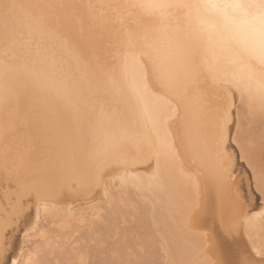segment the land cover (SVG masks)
<instances>
[{
	"label": "bare ground",
	"instance_id": "6f19581e",
	"mask_svg": "<svg viewBox=\"0 0 264 264\" xmlns=\"http://www.w3.org/2000/svg\"><path fill=\"white\" fill-rule=\"evenodd\" d=\"M50 2L41 0L37 4L33 0H0V47L3 48L2 52L7 51L0 58V260L7 259L8 264H39V244L49 238L44 226L38 227L42 219L47 225L56 227L69 228L74 222L95 224V221H100L106 208L134 193L153 206L156 215L153 214L151 219L160 227L162 239L174 255L168 254L173 264H221L225 245L216 217L193 211L198 205L208 202L218 205L223 201L227 206L233 194L226 187L219 192L210 187L211 161L205 175L198 179L191 173L186 157L182 162L181 157L185 156L186 149L178 140L180 156L175 155L174 150L170 153L157 152L150 162L138 158L136 141L153 131L159 143L166 133L175 130L183 119L184 109H179V117L174 112L166 115L162 109L170 104L174 108L175 102L149 89L145 78L140 77L141 65L138 67V62L130 59V95L143 110L144 123L140 128L134 121L124 124L123 115L128 112L122 104L125 97L121 95L122 91L119 92L117 75L112 72L114 67L108 65L110 58L104 54L109 46L104 50V41L100 42L103 37L99 32L92 35L91 29L87 28L89 21L83 20L84 17L83 22L79 21L81 18L77 14L81 13L75 10L76 14H73L72 9L69 10L71 14H67L66 10L72 2L67 6L62 1L55 7ZM79 3V6L82 5ZM78 7L79 10L82 8ZM24 11L32 16L31 20L27 19L28 23H24L21 17ZM20 20L23 22L21 25L18 24ZM23 35L30 37L24 39ZM28 49L27 53L25 50ZM226 53L223 51L222 54ZM228 56L232 57L230 52L218 63L216 61L220 57H213L212 69L208 74H215L216 80H227L222 85L235 93L229 151L236 153V163L240 158L246 159L250 165L244 143L251 121L264 127V66L260 68L261 72H253L250 68L237 66L239 62L247 60L237 59L235 64L233 61L229 65L223 64V59H228ZM237 77L243 81L239 86ZM110 81L114 84L111 85ZM117 86L119 90L115 88ZM117 104H121V107L114 110ZM103 148L114 153L122 152L102 168L98 183L90 188V195L85 197L78 193L81 184L91 183V178L74 176L72 191L66 189L64 195L39 203L33 199L22 215L11 218L10 200L14 199V193L8 191V183L2 172L5 150L8 151V163L27 175L37 170H50L54 166L84 165L90 162L94 152ZM255 174H258L254 179L255 183L261 184L263 199L264 178L259 173ZM231 179L235 180V195L246 215L234 222L238 232L229 238L227 248L233 253L232 258L248 252L256 261L264 260V202L257 206L249 193L243 195L239 185L242 181L234 171ZM219 183L223 184V181ZM6 218L9 223L5 236ZM198 219L208 222L214 235L202 229ZM182 228H185L184 232H180ZM176 230L178 232H174ZM17 231L24 240L14 254L6 257L4 250L7 248L4 249V246L12 245V237ZM30 237L37 238L39 244L35 243L36 240L32 242ZM30 241L33 244L29 243L30 247H27L29 244L26 243Z\"/></svg>",
	"mask_w": 264,
	"mask_h": 264
},
{
	"label": "rangeland",
	"instance_id": "374dc122",
	"mask_svg": "<svg viewBox=\"0 0 264 264\" xmlns=\"http://www.w3.org/2000/svg\"><path fill=\"white\" fill-rule=\"evenodd\" d=\"M36 1L37 2L39 1L40 3L41 0H36ZM36 1L33 0V2L37 3ZM111 1L112 0H79L80 3L85 4L84 6H81V5L79 6L77 4L79 3L78 0H74L73 1L74 4L72 2V4L74 5L73 6L72 4L70 5V2L66 0H55V1L51 0L50 5H53L52 7H55L57 3L59 2H62L64 5L66 4L67 6L70 5L68 9L66 8L68 10V11L66 10L67 14H71L69 12H71L72 9H73V12H72L73 14H76L78 12L81 13L82 15L77 14V16L79 18L83 16L84 17L83 20H86L87 23L89 21V25H87V28L93 30V31L90 30L92 35L93 33L95 34L96 32L98 33L104 30H108L106 33L107 34L106 36L108 38L104 36V38L106 37V40L103 43V45L105 44V46L103 45L102 46L105 47L104 50H107L106 49L107 45L110 47V48L107 47L108 50L104 51V54L106 53V55H108L110 58L109 61L112 63L111 64L108 61L110 63L108 64L110 68L111 66L112 68L113 67L115 68L117 65L120 64V61L118 60L113 61V56L116 54V52H118L117 50L118 48L116 46L114 47V43L120 40L122 32L118 31V35L116 37L112 35L114 34V32L118 30V28H121L122 26L116 22L110 23L109 26H106V24L102 22L101 20L94 22L92 21V18H89V17H92V13L95 10L100 9L101 6H107L108 4L112 3ZM113 2L114 3L108 6L113 5L115 9L113 16L115 19H119L121 18V15L125 13V10H126L125 6L123 5L124 0H117V1L113 0ZM115 2L117 3L115 4ZM75 5L77 7L79 6L82 8H80L79 10L76 8ZM81 9H83L84 11H82ZM84 12H87V13H84ZM25 13H23L22 15L20 14V15L21 17L24 18L23 22L28 23L27 19L31 20L30 17L32 16H30V14H28L27 12ZM85 14L88 19L85 17ZM23 15L24 16L26 15V16L24 17ZM130 19H131V22L135 23L136 20L138 19V16L134 14ZM83 20L81 22H83ZM23 22L22 20H20L18 24L20 23L21 25ZM100 23L102 25H100ZM97 27L98 29L96 30ZM24 36L25 35H23V37ZM29 37L30 36L28 37L25 36L24 39L26 38L28 39ZM0 50H1L0 51L1 53L0 58H1L6 55L4 53H7V51L5 49L6 52L4 51L2 52L3 48L1 47H0ZM25 51H27L28 53L29 49ZM229 56H228V59L227 57L225 58L226 60L223 59L224 60L223 64H228V65L232 64L230 63V61H233L234 62L233 64L237 62V58L233 57L232 55H231L232 57L229 58ZM128 60L134 61V62L136 60V62H140V65L143 66L142 71L140 73V77L145 78V80L148 83L147 86L149 89L151 90L153 89L155 93L164 95L172 102H175L174 97H173L174 89L167 87L164 82H161L159 80L158 75L155 72L154 64H151L150 62H144L143 54H140V53L130 54L128 55ZM248 62L249 61H243V62L241 61L237 64V66L242 65L246 69L250 68V70H252L253 72H255L256 70H257L256 72H261L260 70V68L262 67L261 65L256 64L254 62H249V63ZM115 75H117L115 77L116 81L124 77L122 72H119V73L116 72ZM195 76L210 77L216 80L215 74L210 75L204 72V74H194V75H186L185 73H181L179 74L178 78L172 81L176 84L177 89H185L186 91H188V93H191L192 91L191 84ZM216 81L219 82L220 84H224V83L226 84L227 82V80H224V79H219ZM125 82H126L125 86L120 88V91H122L121 95L125 97L122 99V104L126 107L128 111L125 115H123L124 120H125V121L123 120V122L125 124V122L134 121V123H136V126L140 128L142 127L141 124L144 123L142 120L143 110L140 109L135 98L130 95V90L127 86V81ZM117 105L118 106L115 107L114 110L120 109L121 104L120 105L117 104ZM111 110L113 111V108ZM251 122L247 126V132H248L249 137L247 136L246 138L247 141H245L244 143L245 144L244 151L247 152L245 154H246L247 161L248 160L250 161V165L246 162V159L244 161L238 158L239 160L236 163V166H235L236 169L234 170V173L237 175L238 178H240L239 181H242V182H239L240 183L239 185L241 187L242 193L244 192L243 195L245 196L247 193H249L253 197V203L258 206L264 202L262 201L264 200V196H263L264 194H262L263 199H261V193L263 192V190L261 189V184L255 183V179H257L258 177V174H255V172L261 174L263 177L261 175L259 176L262 179L264 178V143H263L264 133L262 132L264 130V127H262L261 125H258L259 123H257L258 125L257 126L256 124H254V122L252 123L254 125H252ZM248 128H249V131H248ZM260 128L263 130H261ZM259 130L260 132H258ZM258 135H259V138H258ZM251 138H253V140ZM259 139L262 141H258ZM249 166L252 168H250ZM245 178H247L246 181H244ZM258 186H260V188ZM141 197L142 196L137 197L134 193H132V195L127 196V197L124 196L123 201H118L112 206L106 208L105 211L103 212L104 214L102 213L103 215L100 221L99 220L95 221L94 222L95 224L92 223L90 225L88 224L81 225V223L78 224V222H74V224L73 223L70 224L69 228L63 227V226L56 227V225L55 226L47 225V222L43 221L42 219L38 223V227L39 225L41 227L44 226V228L48 231L49 238L45 240L44 242L39 241L40 242L39 244L37 242L38 239L35 238L36 236L34 238L30 237V240L32 242L36 240L35 243L37 242L40 246V247L38 246L40 251L38 250L37 252V259L39 258L38 263L40 262L39 264H173L170 258L168 257V254L171 256H174V255L170 253L171 249L169 248L165 240L162 239L160 227L158 226V224L154 222L155 220L151 219L156 215L155 212H153V206L151 204H146L148 202L143 201L142 200L143 198ZM98 202L100 204L102 203V201L100 200ZM197 222H198V225H201L200 227L202 229H205V230L207 229L206 230L207 232H212V234L214 235L213 228L210 227L208 222L203 221V219L200 221L198 219ZM184 231H185V228L184 229L182 228L180 230V232H184ZM174 232H178V231L176 230ZM15 233L16 234H14V237H12V241H11L12 245L10 246L8 244L6 245L4 244L5 245L4 249L6 247L7 253H8L6 257H9L12 254H14L19 244L21 243V241L24 240L21 238L22 235L20 231H17ZM31 241L27 242L26 244L27 245L29 243L33 244ZM30 244L27 247H30ZM9 246H10V249H9ZM151 246L154 248H152ZM70 254L72 256H70ZM68 257L69 258L71 257V258L68 260Z\"/></svg>",
	"mask_w": 264,
	"mask_h": 264
},
{
	"label": "snow or ice",
	"instance_id": "6c2138e0",
	"mask_svg": "<svg viewBox=\"0 0 264 264\" xmlns=\"http://www.w3.org/2000/svg\"><path fill=\"white\" fill-rule=\"evenodd\" d=\"M182 2V0H177ZM199 8V0L195 2ZM147 4L162 6L161 0H148ZM199 18V12H196ZM166 86L174 89L173 97L175 107L170 104L162 109L167 115L174 112L179 117V109H184L183 119L175 127V130L166 133L164 138L157 142L153 131L136 141L139 157L151 161L153 154L157 152L170 153L175 150V155L180 156L177 140L186 149L185 160L190 166L191 173L199 179L205 175L211 161L209 176L210 187L215 191H221L226 187L232 196L225 206L221 201L218 205L211 202L198 205L193 211L204 214H212L216 217L224 248V259L221 264H264V260L256 261L250 253L242 252L235 258L228 250L229 238H233L238 232L236 221L242 219L246 213L243 210L239 198L235 195V180L231 174L235 170L236 153L229 151L232 143L230 127L234 122L233 111L235 106V93L231 88L224 87L214 78L195 76L192 80V91L188 93L185 89H177L175 83L165 77ZM242 78L237 77V86L242 84ZM154 123V127H155ZM226 132L228 133L226 136ZM122 152V151H120ZM107 148L97 150L92 154L90 162L75 167L54 166L46 171H33L27 175L19 168L8 163V151L5 150V163L2 168L8 183V191L14 193V199L10 200L11 218L22 215L31 206L33 199L37 203L65 194V190L72 191L71 184L74 176L91 178V183L81 184L79 195L87 197L90 188L94 187L99 180L102 168L117 158L118 153ZM125 163H130L125 161ZM223 181V184L219 181ZM5 219V236L7 235V224ZM7 249L4 255L7 256ZM0 264H8V260H0Z\"/></svg>",
	"mask_w": 264,
	"mask_h": 264
},
{
	"label": "flooded vegetation",
	"instance_id": "af4514ba",
	"mask_svg": "<svg viewBox=\"0 0 264 264\" xmlns=\"http://www.w3.org/2000/svg\"><path fill=\"white\" fill-rule=\"evenodd\" d=\"M69 2L71 3L73 0ZM111 2L114 3L113 0ZM147 2L148 0H124L123 5L126 10L119 19H115L113 16L115 12L113 5L108 6L112 3L101 6L100 9L94 11L95 13L93 12L92 17L95 18L92 19L94 21L101 20L105 24L107 23L106 26L116 22L122 26L112 35L116 37L118 31L122 32L120 40L114 43L118 48V52L113 56V61L118 60L120 64L112 72L114 71L113 74L122 72L124 75L123 78L118 80L120 87L117 86L116 89L119 90V88L124 87L125 81H127L128 88L131 87L130 61L127 59L130 54H143V61L154 64L159 80L165 84V77L174 80L181 73L186 75L204 74L208 71L207 68L209 69L207 73H209L214 58L218 59L220 57L216 61L218 63L223 56L229 54V52L226 53L224 50L221 51L219 48L214 47L207 33L200 27L196 10L192 7L196 0H182V2L161 0L163 7L157 10L146 9L144 5ZM134 14L138 16L135 23L131 22L130 19ZM106 31L99 32L101 37L104 38L107 35ZM100 35L99 38L97 37L99 41ZM103 38L100 42L106 40H103ZM223 51L226 55L222 54ZM139 63H137L138 67L140 66ZM142 68L143 66L139 70L142 71ZM111 83L114 84L110 81Z\"/></svg>",
	"mask_w": 264,
	"mask_h": 264
},
{
	"label": "clouds",
	"instance_id": "9594fccd",
	"mask_svg": "<svg viewBox=\"0 0 264 264\" xmlns=\"http://www.w3.org/2000/svg\"><path fill=\"white\" fill-rule=\"evenodd\" d=\"M148 10L163 6L146 4ZM200 27L214 47L264 66V0H199Z\"/></svg>",
	"mask_w": 264,
	"mask_h": 264
}]
</instances>
